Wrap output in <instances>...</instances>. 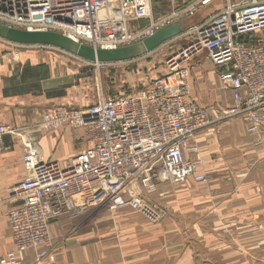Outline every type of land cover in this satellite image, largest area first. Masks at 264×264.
<instances>
[{
  "label": "built area",
  "instance_id": "2783aa9c",
  "mask_svg": "<svg viewBox=\"0 0 264 264\" xmlns=\"http://www.w3.org/2000/svg\"><path fill=\"white\" fill-rule=\"evenodd\" d=\"M213 1L196 0L154 21L151 0H131L130 7L126 0H0V24L28 32H54L75 43L113 49L182 17H192ZM111 4L121 5L124 23L149 19V27L136 36L126 31L120 39H105L99 10ZM186 35L190 44L168 59L169 73L129 93L101 97L82 109L58 107L43 114L40 130L81 131V139L87 142L79 155L63 165L45 162L36 140L27 133L0 125V153L5 149V136H18L25 169L18 186L19 203L3 214L15 250L1 257L0 264H17L16 253L29 249L45 256L51 242L49 226L61 216L75 218L97 207H126L157 224L166 216L164 209L149 200L158 185L183 184L189 179L206 182L204 175L196 173L190 156L197 153L192 144L195 133L211 121L206 109L188 100L189 72L179 68L192 54L204 52L217 69L220 85L232 102L224 117L242 120L261 142L264 0H223L220 10L191 27ZM93 64L108 67L113 63Z\"/></svg>",
  "mask_w": 264,
  "mask_h": 264
},
{
  "label": "crops",
  "instance_id": "0c3cea01",
  "mask_svg": "<svg viewBox=\"0 0 264 264\" xmlns=\"http://www.w3.org/2000/svg\"><path fill=\"white\" fill-rule=\"evenodd\" d=\"M191 18L182 17L180 24L191 23ZM7 46L0 43V125L27 133L45 162L63 165L87 146L82 132L69 128L47 132L38 124L48 110L92 104L77 99L82 91L75 85V74L61 75L55 54L60 51L36 47L11 51ZM191 62L200 65L191 68L197 81L188 100L206 109L211 123L195 133L192 144L197 153L190 158L206 182L189 179L180 185L178 197H165V202L178 198V208L170 211L171 219L178 218L176 226L171 219L161 229L143 226L128 209L94 210L76 221L61 216L49 226L46 255L40 257L35 249L18 252L17 264H264V132L258 143L242 120L224 117L232 102L219 89L217 69L205 53ZM3 143L0 258L15 250L3 214L18 205V186L25 176L21 140L5 136ZM57 146L63 151L60 156H54ZM160 236L162 243L157 241Z\"/></svg>",
  "mask_w": 264,
  "mask_h": 264
},
{
  "label": "rangeland",
  "instance_id": "374dc122",
  "mask_svg": "<svg viewBox=\"0 0 264 264\" xmlns=\"http://www.w3.org/2000/svg\"><path fill=\"white\" fill-rule=\"evenodd\" d=\"M240 1V0H235ZM174 4L177 6L175 7L174 4L170 0H151V16L154 21L160 20L164 16L168 15L173 9L177 10L185 8V7H179L178 1L173 0ZM127 7H130L131 0H126ZM223 7V0H214L210 4L200 8L195 14L194 18H191V23L186 21L185 23L181 24V27L184 29L181 34H179L177 37L173 38L172 40L166 42L162 46H160L158 49L152 51L151 53L144 54L136 59L120 62V63H113L112 65L108 67H97L92 62H87L85 60H82L80 58H77L75 56H69L70 54H67L61 50L56 49L57 51H60L59 53H55L59 56L60 61V73L61 75H67V74H75V81L76 86L81 85V93L77 97V99H81V101H84L88 104L95 103L99 97H108L115 94H126L130 91L137 89L141 86L142 83L151 80L155 76L165 75L169 73V69H167V61L169 58L174 57L181 53L183 50H185L188 45L190 44V36L186 35V32L191 27H194L197 25L199 21L202 20V18H206L207 16L217 12ZM119 8L118 4H112V5H104L99 10V18L103 22L102 26V34L103 37L107 40L109 39H120L127 31V33L131 36H136L141 31L145 30L150 25L149 19L144 20H126L124 23L122 21V18H115L113 15V11L117 10ZM166 13V14H165ZM126 19H128L129 15L126 14ZM174 23H181L180 20L175 21ZM145 37V36H144ZM144 37H139L135 40H129L125 43L120 44L117 47H122L126 45H130L136 42L141 41L144 39ZM1 42L8 44V48L12 50L15 49H22L27 50L29 48L33 47H20L15 44L8 43L6 41H3L0 39ZM0 42V43H1ZM35 49V48H34ZM53 49V48H52ZM40 50V49H39ZM48 50V49H46ZM10 51V50H9ZM204 55V52H200L198 54H192L191 60H187L184 64H181L180 67H184L189 72L188 77V87L190 92V87L193 85L197 80L194 78L195 76L192 75L191 68L199 66L200 64H193L192 58ZM195 59V58H194ZM181 59L179 58L176 62L179 63ZM190 65V67H189ZM81 79V82L79 81ZM82 79L84 81H82ZM219 82V81H218ZM193 83V84H192ZM195 86V85H194ZM219 89L221 92H223V89L218 84ZM194 88V87H193ZM63 151L62 149L57 146L54 149V156H60L62 155ZM181 184H162L157 187L156 193L152 196L153 203H155L157 206L164 209L166 216L159 221L157 224H151L148 221H146L144 218H142L140 215H138L136 212L132 211L129 208L122 207V208H109V207H97L95 209H91L85 214H82L78 217H70L74 221L81 220L87 217L91 212H94V210L104 209V210H117V209H128L135 215V217H138L140 219V224L143 226H148L151 228H158L161 229V226H163L165 220L171 219V210L177 209L178 206L175 204H178V198L173 201H166L165 197L175 196L178 197L179 188ZM167 205L168 208L166 209L164 205ZM176 207H175V206ZM67 216V215H65ZM98 219H94L93 221H96ZM172 223L174 226H176L175 222H178V218H172ZM157 241L161 242V236L157 239Z\"/></svg>",
  "mask_w": 264,
  "mask_h": 264
},
{
  "label": "water",
  "instance_id": "95a60500",
  "mask_svg": "<svg viewBox=\"0 0 264 264\" xmlns=\"http://www.w3.org/2000/svg\"><path fill=\"white\" fill-rule=\"evenodd\" d=\"M179 23L164 26L139 42L117 48H95L75 43L64 35L54 32H28L7 28L0 24V39L21 46H46L67 54L98 63H120L151 53L183 32Z\"/></svg>",
  "mask_w": 264,
  "mask_h": 264
},
{
  "label": "trees",
  "instance_id": "16d2710c",
  "mask_svg": "<svg viewBox=\"0 0 264 264\" xmlns=\"http://www.w3.org/2000/svg\"><path fill=\"white\" fill-rule=\"evenodd\" d=\"M176 1H178L179 3H178V6L179 7H186V6H188L190 3H192L193 1H195V0H176ZM155 77H157V76H155ZM154 77V78H155ZM154 78H152V79H154ZM151 79V80H152ZM151 80H149V81H151ZM149 81H146L144 84H146V83H148ZM143 83L141 84V86L142 85H144ZM140 86V87H141ZM140 87H138V88H140ZM137 88V89H138ZM124 94V93H123ZM115 95H118V94H115ZM112 96H114V95H112ZM66 108H69V107H66ZM69 109H73V108H69Z\"/></svg>",
  "mask_w": 264,
  "mask_h": 264
},
{
  "label": "bare ground",
  "instance_id": "6f19581e",
  "mask_svg": "<svg viewBox=\"0 0 264 264\" xmlns=\"http://www.w3.org/2000/svg\"><path fill=\"white\" fill-rule=\"evenodd\" d=\"M112 13H113L115 18L123 17V15H122L123 12H122L121 5H119V8L117 10H114Z\"/></svg>",
  "mask_w": 264,
  "mask_h": 264
}]
</instances>
